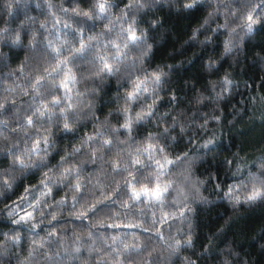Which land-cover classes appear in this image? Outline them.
<instances>
[{"label": "clouds", "instance_id": "clouds-1", "mask_svg": "<svg viewBox=\"0 0 264 264\" xmlns=\"http://www.w3.org/2000/svg\"><path fill=\"white\" fill-rule=\"evenodd\" d=\"M0 264H264V0H0Z\"/></svg>", "mask_w": 264, "mask_h": 264}]
</instances>
